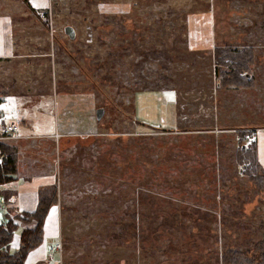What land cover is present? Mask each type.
<instances>
[{"label":"rangeland","instance_id":"rangeland-1","mask_svg":"<svg viewBox=\"0 0 264 264\" xmlns=\"http://www.w3.org/2000/svg\"><path fill=\"white\" fill-rule=\"evenodd\" d=\"M210 4L52 0V39L68 44L69 51L56 41L50 57L8 60L10 71L3 80L7 109L20 113L30 132L53 135L29 139L37 142L33 145L19 144L20 164L35 167L24 172L54 166L59 183L60 161L63 168L70 164L78 146L86 147L85 158L117 151L115 170L101 164L102 170L89 169L91 180L68 178L62 170L60 207L52 209L58 220L52 231L59 234L45 240L52 246L43 264H221L226 248L246 250L259 240L264 207L234 157L241 126L264 128V36L215 27L234 47L252 45L256 50L254 92L249 98L237 97L232 91L243 93V88L233 87L230 97L231 87L219 84L214 51L189 49L188 19L206 15ZM215 4L212 12L219 20L234 13L261 16L257 3L233 10L224 0ZM24 9L25 16L41 21L42 11L37 17L27 5ZM67 26L74 28L75 41L65 34ZM47 34L52 47L48 29ZM147 50L158 51L155 56L162 61ZM143 57L147 59L142 63ZM35 61L41 65L31 66ZM99 108L104 114L98 124ZM3 118L10 121L8 115ZM118 133L131 134L134 140L118 144L95 139L111 140ZM145 166L166 190L132 185V167L143 174ZM182 183L188 184L181 189ZM103 196L110 197V205L115 197L127 199L111 213L105 211ZM7 212L0 207V220ZM123 220L131 226L124 244L111 236ZM141 232L147 236L143 242Z\"/></svg>","mask_w":264,"mask_h":264},{"label":"trees","instance_id":"trees-1","mask_svg":"<svg viewBox=\"0 0 264 264\" xmlns=\"http://www.w3.org/2000/svg\"><path fill=\"white\" fill-rule=\"evenodd\" d=\"M75 40L76 38H73V41ZM146 52L149 51L147 50ZM150 53L153 54L152 57H155V60L158 59V61H162L157 58L158 56H155V54L159 53L158 51H150ZM213 57L220 86L223 88H251L253 86L254 79L251 77V69L256 60V50L252 45L243 48H237L231 44L216 46ZM146 59L147 58L143 57L140 62L143 63ZM113 64H111V66ZM140 76L142 79L144 78L141 73ZM99 123H101V120H98V124ZM236 134L240 141L238 142L239 145L235 152V162L238 166L242 167L241 172L258 194V205L264 207V166L260 161L258 142L255 139L248 143L245 138V135L254 137L255 133L252 129L241 128L236 131ZM118 136L121 140L119 138L116 139ZM146 136L148 137V135H141L139 137L146 138ZM95 139L101 142L111 141L113 143L119 144L120 142L122 144L124 139L134 140V137L131 134L122 136L118 133L111 140H104L101 138ZM85 150L86 147L78 146V153L70 161V164L65 165L64 168L60 161L59 183L56 178L53 184L39 186L37 191L38 204L33 212H23L12 215L11 213H13V211L9 210L7 213H4L3 218L0 220V264H25L28 255L44 243V226L46 219L49 217L48 215L51 209L58 206L60 203L59 186L62 181L61 176L63 169H65L66 173L64 175H66V177L69 178L70 176H74L77 181L79 180L81 182L91 180L90 177H88V175H90L89 169L93 171L95 168H98V170L100 168V170H102L100 167L101 164H109L115 170L116 163H114V160L116 158L113 156L115 152H117L115 149L113 151L105 152L102 158H98L100 156L98 153H93L88 158H85ZM140 152H143L142 149H140ZM0 157L2 158V163H0V186H2L14 182L18 178V164L20 162L19 149L16 145L10 142L0 141ZM145 158L147 160V156H145ZM123 159L127 161L129 158L125 156ZM77 163L81 166H77ZM53 167L54 166H51L50 169H48L51 174L54 173V170H52ZM48 170L44 169L42 172H47ZM132 170L134 172L132 175V185L136 186V189L146 185L148 189L151 187L153 191L166 190L165 187L162 186V182H154L155 176L148 171L146 166L144 168V172L146 171L145 175L144 172L142 174L137 167H132ZM123 171H126V169ZM113 173H115V171H113ZM66 184L67 183H65V185ZM187 184L188 183H182L179 187L183 189ZM125 189L128 188L125 187ZM172 190L176 191L175 188H172ZM0 194V197L3 198V201H0V207L5 208V205L8 204L9 199L12 196V191L3 190ZM103 197L107 200L105 211L111 213L112 211H117L119 206L124 204L127 199L126 197L124 199L115 197L113 198L114 200H112L115 201V204L110 205V197ZM127 213L129 212L127 211ZM112 224H115V222H112ZM129 226V222L123 220L121 226L117 227L116 231H111V236L116 239V241L124 244L125 240L131 236V231L127 234ZM258 230L260 232V238L253 244L252 248L246 250L239 248H226L221 256V264H264V220L258 224ZM18 231L20 232V245L18 249H13L12 242L15 233ZM139 238H142L141 241L143 242L146 240L147 236L144 232H141Z\"/></svg>","mask_w":264,"mask_h":264},{"label":"crops","instance_id":"crops-1","mask_svg":"<svg viewBox=\"0 0 264 264\" xmlns=\"http://www.w3.org/2000/svg\"><path fill=\"white\" fill-rule=\"evenodd\" d=\"M224 1L227 2L226 8H230V10L239 7V5L241 7L242 5L246 7V4H250V2H253L254 4L257 3L259 14L261 16L241 17L238 15V13H234V15L228 17L226 21H223L221 19L219 20L214 16V12H212L215 10V6L217 4H215V0H210V12H208L206 15L196 16L188 19L187 32L190 50L207 51L208 49H211L212 51H214L216 46H224L227 44H231L230 40L222 39V34L217 32V30L215 31V27H218V25L220 24L226 26L229 32H231V34L233 32H238L239 35H243L245 32H250L251 34L252 32H254L264 36V0ZM47 4L48 0H0V95H6L2 99H0V124L7 123L18 125L20 138L14 140V142L12 143L18 147L19 152L21 150L19 144H21L22 142H25L28 145H33L37 142L30 141L28 143L29 139L34 140L38 138H48L53 136L49 134L39 135L32 131L30 132L27 124H21L20 120L22 119L20 113L17 114L16 110L10 112L7 109L8 99L5 90L6 85H3L4 75L6 77L7 73L10 71V66H8V60L24 59L25 62V59L29 58L37 60L38 58L50 57L49 52H51V49L56 45V41L57 43H62L64 49L66 47L65 50H68V44H66L65 42H61V40L59 39H51V47L48 39L46 25H44V23L40 21L39 18L38 21H35L31 20L30 16H25L26 9H24V6L27 5L29 9L38 17L39 12L43 11L46 8ZM19 11H21L22 14L15 15ZM235 15L237 17H235ZM255 27H258L257 30L255 29ZM33 63L34 64L31 65L33 67L41 65V63H38L37 61ZM251 77H253L254 79V83L251 88H243V93H241V91L237 92V89L236 91H232L235 95H237V97L249 98V92H254L255 78L252 74ZM232 88L233 87L227 89L230 94L232 93L229 90H233ZM234 94L230 95V97ZM40 111H38V113ZM6 115L10 117V121H8V119L3 118ZM241 128L252 129L254 131L255 136L253 138L256 139V141L258 142L259 157L261 163L264 166V128H247L242 126ZM67 135L68 134L66 133L65 136ZM33 150L35 149H32V153L37 154L36 151ZM32 162L36 163L37 161L33 159ZM20 163L21 162H19L18 164V178L14 182L0 186V193L3 190L12 191V196L9 199L8 204L5 205V210L7 209V211H13L15 209L17 211V213H15L16 211H13V213H11L12 215H16L18 213L23 212H33L38 204L37 191L39 189V186L53 184L56 180V175L54 173L51 174L48 169L47 172H42L44 169H39L35 171L36 174H31L29 172L24 171L27 169H34L35 167L25 165L23 166V164ZM0 201H3L2 197H0ZM52 209L48 215L49 217H47L46 219L44 226L45 240L47 238L52 240L54 239L53 236L58 237L59 234H57V230H55V233L52 231L54 230L53 226L55 224V221L57 220L54 217L55 215H52L53 212L56 213V210L52 211ZM19 233L20 232L18 231L15 235V245L19 244ZM48 246L51 247L52 244L49 243L46 246V244L43 243L40 247L32 251L28 255V259H26L25 264H43L46 260L45 257H47ZM13 248L17 247L13 246Z\"/></svg>","mask_w":264,"mask_h":264},{"label":"built area","instance_id":"built-area-1","mask_svg":"<svg viewBox=\"0 0 264 264\" xmlns=\"http://www.w3.org/2000/svg\"><path fill=\"white\" fill-rule=\"evenodd\" d=\"M41 21L46 25V28L49 30L51 38H53V30H54V19H53V8H52V0H48V4L46 8L41 12L40 15ZM53 40V39H52ZM20 138L19 136V127L16 124H7L3 123L2 128H1V134H0V141H8V140H16ZM245 138L253 141L254 138L251 137L250 135H245ZM0 163H2V158L0 157ZM17 233H15L16 235ZM14 235V238H15ZM12 245L17 248H12L13 249H18L20 245V237H19V244L15 245V240L13 239ZM56 248L58 250L62 249V246L60 243L56 244Z\"/></svg>","mask_w":264,"mask_h":264},{"label":"water","instance_id":"water-1","mask_svg":"<svg viewBox=\"0 0 264 264\" xmlns=\"http://www.w3.org/2000/svg\"><path fill=\"white\" fill-rule=\"evenodd\" d=\"M65 34L70 38V39H75L76 37V32L74 30V28L72 26H67L65 28ZM104 114V109L103 108H99L96 112V117L97 120H101L102 116Z\"/></svg>","mask_w":264,"mask_h":264}]
</instances>
